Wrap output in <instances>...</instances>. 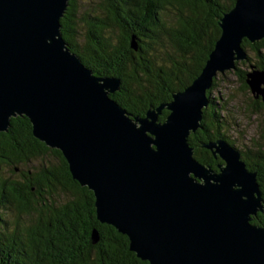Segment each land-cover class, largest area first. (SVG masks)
I'll return each instance as SVG.
<instances>
[{
	"label": "water",
	"instance_id": "water-1",
	"mask_svg": "<svg viewBox=\"0 0 264 264\" xmlns=\"http://www.w3.org/2000/svg\"><path fill=\"white\" fill-rule=\"evenodd\" d=\"M68 1L0 0V131L27 117L32 135L59 149L71 177L93 192L97 220L149 264H264V223L251 221L264 213L256 171L226 135L202 143L222 158L216 169L188 138L204 128L203 108L217 109L207 94L217 72L247 62L243 38H264V0H235L217 17L220 33L198 74L144 115L110 96L119 77L95 74L68 46ZM245 82L264 103V69L251 64Z\"/></svg>",
	"mask_w": 264,
	"mask_h": 264
},
{
	"label": "trees",
	"instance_id": "trees-1",
	"mask_svg": "<svg viewBox=\"0 0 264 264\" xmlns=\"http://www.w3.org/2000/svg\"><path fill=\"white\" fill-rule=\"evenodd\" d=\"M234 3L235 0H100L97 8L79 16L78 0H70L63 12L61 32L68 46L95 74L120 78L119 91L110 93V96L131 114L144 115L149 106L168 102L173 91L184 88L198 74L220 33L216 18ZM169 6L176 10L174 23L171 24L162 15V11ZM81 18L84 32L77 28ZM79 32L82 33L80 36ZM132 35L136 48L131 46ZM242 44L253 52L254 59L248 56V61L254 63L249 61V64L264 69V51L261 49L264 48V38L254 41L243 38ZM234 72L240 82L247 86L245 70L236 68ZM211 88L207 90L208 96ZM167 113L168 109L162 107L158 118L163 120ZM219 113V110H211V107L203 108L204 128L189 134L194 156L200 161L204 162L205 159L199 154V143L214 139L219 134L225 135L221 132L223 125ZM21 119L25 123H20ZM18 128L31 133V123L27 117L17 115L10 118L8 130ZM0 134L3 132L0 131ZM6 148L0 137V160L4 155L16 159ZM56 151L65 163L59 167L63 170V176L75 183L69 187L72 188V200L63 203L55 215L57 222L51 216L44 218V224L56 222L58 238L52 248H48V244L43 247L25 246L26 251L11 264H149L128 248L129 241L125 234L97 220L93 192L71 177L60 150ZM15 165H9L10 173H13ZM246 165L257 172L260 188L263 189L264 164ZM7 178L0 167V186H4L5 182L12 188L16 187V182H9ZM11 192L12 196L15 195ZM262 196L264 198V193ZM26 208L27 211L34 209L31 204H27ZM251 221L264 223V213H257ZM79 226L86 233H82L81 237L74 232ZM94 228L98 232V239L92 242ZM72 231L75 236L73 240L67 237ZM3 246L0 245V264H8L5 258L10 249Z\"/></svg>",
	"mask_w": 264,
	"mask_h": 264
},
{
	"label": "flooded vegetation",
	"instance_id": "flooded-vegetation-1",
	"mask_svg": "<svg viewBox=\"0 0 264 264\" xmlns=\"http://www.w3.org/2000/svg\"><path fill=\"white\" fill-rule=\"evenodd\" d=\"M252 97L254 108L263 110L264 103L261 96L254 97L252 95ZM20 123H25V120L21 119ZM2 132L3 134H0V137L7 146L6 149L16 157V159H12L8 155H4L0 160L3 174L7 169L8 174L6 176H8L7 179H10L9 182H16V187L14 188L9 184H5V182L4 186H0V245L7 246L11 250L7 252L5 258V262L11 264L15 259L21 257V254L26 251L25 249L28 245H42L43 247L45 244H48V248L54 246V241L58 238L57 218L55 216L59 211L58 192L60 188L71 192L72 188L69 187L75 183L67 176H63V170L59 167L65 163L61 155L56 151L57 148L42 144L43 141L34 137L32 132L28 133L22 128ZM259 132L257 137L248 138L250 144L247 146L248 151H245L244 148H242L243 150L241 149V157L246 164H264V124ZM206 141H201L198 145L199 154L205 159L204 162H201L206 166L216 169L218 164L223 163V160L220 156H215L210 149L202 145ZM47 151L56 155L60 161L47 166L46 161L40 160L38 161V169H34V171L24 166V164H33L29 161L31 157L39 156ZM10 164H16L13 173L9 171ZM15 173L19 175L17 178L12 176ZM262 173L264 174V172ZM11 191L15 195L12 196ZM261 192L264 193V188L261 189ZM42 196L44 197L42 198ZM39 199H44L45 203L38 202ZM27 204H31L34 208L31 210H35L34 214L32 213L34 219L31 220V225H27L24 216H28L29 212H32L26 210ZM46 216H51L50 218L56 222H50L51 225L44 224ZM83 231L84 229L81 226L77 230H74L77 237H81V234L84 233ZM74 232H69L70 234L67 237L73 240L75 237ZM48 258H52V256Z\"/></svg>",
	"mask_w": 264,
	"mask_h": 264
},
{
	"label": "rangeland",
	"instance_id": "rangeland-1",
	"mask_svg": "<svg viewBox=\"0 0 264 264\" xmlns=\"http://www.w3.org/2000/svg\"><path fill=\"white\" fill-rule=\"evenodd\" d=\"M99 3L100 0H78L77 14L81 16L83 12H91V10L97 8ZM169 8L164 9V11H162V15L165 17L167 22L171 24L174 23L176 10L172 6H169ZM77 28L81 32L85 29L82 18L81 21L78 22ZM81 34L82 33L79 32V36ZM261 49L264 51L263 47ZM246 50L248 52V56L254 59L251 49L247 47ZM249 61L253 62L252 60ZM249 61L247 60V62H236V66L237 68L246 71L250 68V65H253L254 63L253 62L249 64ZM234 70L235 69L231 68L230 71L217 72L216 77L214 78L213 88H211L210 97L212 102L217 106V109L215 110H219L220 112L219 117L223 125V127L221 128V132H223L230 140H232V143L234 145H236L240 149L244 148L245 151H248L247 146L250 145L248 138L257 137V135L260 133L259 131L261 127L264 124V109L257 110L254 108L252 102L253 97L250 89L248 88V86H245L242 82H240V79L234 72ZM206 107L209 108L211 107V105H208ZM40 160L46 161L47 166L60 161V159L56 155L47 151L39 156L31 157L29 161H31L33 164H24V166L26 168L29 167L30 169H32V171H34V169H38V161ZM7 174L8 172L6 169L4 175ZM12 176L17 178L19 175L15 173ZM43 197L44 196H42V198ZM72 197L73 196L71 192L62 190L60 188L58 192V206L60 207L63 203H66V201L72 200ZM38 202L45 203L44 199H39ZM29 211L32 212H29L28 216L24 215L27 221V225H31V220L34 219L33 214L35 210Z\"/></svg>",
	"mask_w": 264,
	"mask_h": 264
}]
</instances>
